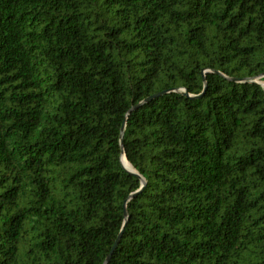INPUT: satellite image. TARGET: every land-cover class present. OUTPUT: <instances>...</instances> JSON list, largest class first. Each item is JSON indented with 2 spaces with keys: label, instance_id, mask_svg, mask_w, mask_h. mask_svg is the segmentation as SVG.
Returning a JSON list of instances; mask_svg holds the SVG:
<instances>
[{
  "label": "trees",
  "instance_id": "16d2710c",
  "mask_svg": "<svg viewBox=\"0 0 264 264\" xmlns=\"http://www.w3.org/2000/svg\"><path fill=\"white\" fill-rule=\"evenodd\" d=\"M260 75L264 0H0V264H264Z\"/></svg>",
  "mask_w": 264,
  "mask_h": 264
},
{
  "label": "water",
  "instance_id": "95a60500",
  "mask_svg": "<svg viewBox=\"0 0 264 264\" xmlns=\"http://www.w3.org/2000/svg\"><path fill=\"white\" fill-rule=\"evenodd\" d=\"M262 77H264V75H260V76H258L257 78H254L253 81L260 85L258 79H260V78H262ZM246 80H247V79H244L243 81H246ZM126 118H127V115H126ZM124 129H125V120L123 121L122 126H121V128H120V138H119V141H120V147H121V150H122V151H121V155H120V160H121V163H122L123 168H124L127 172L136 175V172L134 171V169L132 168V166L129 164V165H130V168L126 167V166L124 165V163H123V160H122V158H124V159L126 160V158H125V156H124V152H123V133H124ZM141 185H144V180H141ZM123 216H124L125 218L127 217L126 209H125V204L123 205ZM120 236H121V232L118 234V236H117L115 242L113 243L110 252H109V253L107 254V256L105 257V259H104V261H103V264H107V263L109 262L110 257H111L113 251L115 250V248H116V246H117V244H118V242H119Z\"/></svg>",
  "mask_w": 264,
  "mask_h": 264
},
{
  "label": "rangeland",
  "instance_id": "374dc122",
  "mask_svg": "<svg viewBox=\"0 0 264 264\" xmlns=\"http://www.w3.org/2000/svg\"><path fill=\"white\" fill-rule=\"evenodd\" d=\"M259 80V83L260 85L262 86V88L264 89V77L258 79Z\"/></svg>",
  "mask_w": 264,
  "mask_h": 264
},
{
  "label": "bare ground",
  "instance_id": "6f19581e",
  "mask_svg": "<svg viewBox=\"0 0 264 264\" xmlns=\"http://www.w3.org/2000/svg\"><path fill=\"white\" fill-rule=\"evenodd\" d=\"M122 160H123L124 165H125L126 167L130 168L129 163H128L124 158H122Z\"/></svg>",
  "mask_w": 264,
  "mask_h": 264
}]
</instances>
